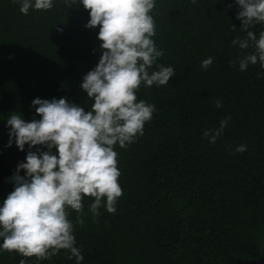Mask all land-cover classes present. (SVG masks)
Returning a JSON list of instances; mask_svg holds the SVG:
<instances>
[{"label": "trees", "instance_id": "1", "mask_svg": "<svg viewBox=\"0 0 264 264\" xmlns=\"http://www.w3.org/2000/svg\"><path fill=\"white\" fill-rule=\"evenodd\" d=\"M19 8L0 0V202L29 151L27 144L5 146L9 115L39 119L31 105L36 97H64L91 110L80 84L102 54L99 25L85 27L90 17L82 5L54 0L51 9L27 14ZM238 11L235 0H155L152 39L163 55L149 71L172 66L175 75L135 90L137 101L155 111L143 135L113 146L122 188L116 212L102 203L94 215L90 195L81 212L66 209L81 264H264V77L257 76L264 69L257 60L239 70V58L254 49L231 44L246 36ZM248 30L259 38L264 23ZM208 57L205 70L201 61ZM226 117L223 133L209 143L204 131ZM241 144L246 151H235ZM70 256L60 249L38 261L4 250L0 264H76Z\"/></svg>", "mask_w": 264, "mask_h": 264}, {"label": "clouds", "instance_id": "2", "mask_svg": "<svg viewBox=\"0 0 264 264\" xmlns=\"http://www.w3.org/2000/svg\"><path fill=\"white\" fill-rule=\"evenodd\" d=\"M19 11L27 14L30 8L48 10L54 0H14ZM195 3V0H192ZM66 6L82 5L88 10L86 28L99 25L97 38L102 41V54L98 63L82 77L80 87L93 100L86 111L66 98H34L31 105L39 119L26 121L13 112L6 120L8 142L18 149L28 145L24 161L18 162L10 177L14 187L0 202V251H16L22 256H35L37 260L50 259L60 249L70 250L81 264L84 257L76 247L73 223L67 218L70 207L82 211L83 196L94 201L90 211L98 215L104 204L110 213L116 212L117 199L122 195L118 182L121 175L117 167L114 145L126 147L143 135L144 124L150 121L155 105L137 101L136 89L166 84L175 75L172 66L157 65L149 69L163 51L152 37L155 23L150 14L155 0H64ZM239 6L236 18L246 36L235 37L231 44L240 49L250 46L251 53H244L238 60L239 70L260 62L264 69V30L256 34L248 30L256 23H264V0H235ZM212 57L201 61L207 70ZM258 78L264 72L257 73ZM216 107H222L217 100ZM230 117L220 121L217 129L203 133L209 143H214L223 133ZM10 126V127H9ZM211 133V135H210ZM47 148L42 151L33 146ZM238 145L237 152L246 151ZM55 150V151H53ZM21 170L24 174L21 175ZM83 223V220H78ZM19 264H25L23 259Z\"/></svg>", "mask_w": 264, "mask_h": 264}]
</instances>
